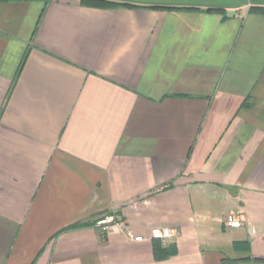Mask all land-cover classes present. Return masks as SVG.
I'll return each instance as SVG.
<instances>
[{
  "label": "crops",
  "instance_id": "obj_1",
  "mask_svg": "<svg viewBox=\"0 0 264 264\" xmlns=\"http://www.w3.org/2000/svg\"><path fill=\"white\" fill-rule=\"evenodd\" d=\"M108 1L0 2V264H264V2Z\"/></svg>",
  "mask_w": 264,
  "mask_h": 264
},
{
  "label": "built area",
  "instance_id": "obj_2",
  "mask_svg": "<svg viewBox=\"0 0 264 264\" xmlns=\"http://www.w3.org/2000/svg\"><path fill=\"white\" fill-rule=\"evenodd\" d=\"M246 222L245 214L242 212L230 213L225 217V225L228 228H238L243 223ZM115 223L114 216H103L101 218L95 219L93 224L96 227H99L105 232H110L113 224ZM151 236L161 239L163 242L169 241L174 236V231L170 228H156L151 231ZM141 238L137 237L135 240H140Z\"/></svg>",
  "mask_w": 264,
  "mask_h": 264
},
{
  "label": "trees",
  "instance_id": "obj_3",
  "mask_svg": "<svg viewBox=\"0 0 264 264\" xmlns=\"http://www.w3.org/2000/svg\"><path fill=\"white\" fill-rule=\"evenodd\" d=\"M8 1H18V0H0V2H8ZM43 2H44V4H48L50 2V0H43ZM80 3L84 6L102 8V9H111V8H118V7H124V8L134 7V6L129 5V4L116 3V2L108 1V0H80ZM152 8H154V9H174V8H169V7H152ZM175 9H185V8H175ZM207 11L216 12V13H223V10H221V9H208ZM249 12H262V13H264V7H250ZM25 58H26V55L22 60L20 68H21ZM20 68H19V70H20ZM85 225H89V223L83 222V223L72 224V225L64 228L62 231H66V230H70V229H76V228H79V227H82Z\"/></svg>",
  "mask_w": 264,
  "mask_h": 264
},
{
  "label": "rangeland",
  "instance_id": "obj_4",
  "mask_svg": "<svg viewBox=\"0 0 264 264\" xmlns=\"http://www.w3.org/2000/svg\"><path fill=\"white\" fill-rule=\"evenodd\" d=\"M139 1H150V0H139ZM161 1H167V2H178V3H189V2H196L197 0H161ZM213 3H219V4H223V5H236V4H241V3H245L247 1H252V2H258L259 0H210ZM262 2H264V0H260ZM199 2V1H197Z\"/></svg>",
  "mask_w": 264,
  "mask_h": 264
}]
</instances>
